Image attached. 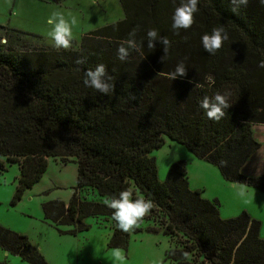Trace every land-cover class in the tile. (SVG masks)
I'll return each mask as SVG.
<instances>
[{
    "label": "trees",
    "instance_id": "obj_1",
    "mask_svg": "<svg viewBox=\"0 0 264 264\" xmlns=\"http://www.w3.org/2000/svg\"><path fill=\"white\" fill-rule=\"evenodd\" d=\"M118 1L123 20L86 34L78 49H21L16 45L19 36L31 34L0 26L7 37V44H0V160L19 168L12 204L41 179L49 159L74 162L72 199L43 204L45 218L54 225L73 224L82 231L88 228L82 223L85 217L105 216L112 223L110 245L126 248L129 232L119 230L103 200L131 187L133 199L139 189L153 201L144 218L173 245L168 259L177 264H264L258 221L246 213L222 220L216 202L189 189L184 163L173 164L161 183L150 157L167 137L216 166L225 180L264 193V174L241 173L261 147L252 128L264 126V68L258 67L264 60V5L248 0L233 13L230 0H199L195 23L176 35L171 24L179 0ZM137 25L143 55L130 50L122 62L117 58L119 43ZM220 25L229 40L210 55L201 37ZM150 28L170 41L164 63L162 43L147 47ZM81 58L86 62L77 65ZM182 60L185 77L171 81L157 76L174 71ZM100 63L114 77L115 87L107 95L83 84L84 72ZM208 75L214 77V86L206 82ZM199 83L203 87L196 88ZM217 91L231 92V107L219 121L210 120L199 106L204 96ZM0 249L26 264H47L25 236L2 226Z\"/></svg>",
    "mask_w": 264,
    "mask_h": 264
},
{
    "label": "rangeland",
    "instance_id": "obj_2",
    "mask_svg": "<svg viewBox=\"0 0 264 264\" xmlns=\"http://www.w3.org/2000/svg\"><path fill=\"white\" fill-rule=\"evenodd\" d=\"M54 12L64 14L66 19L71 13L78 19L77 26L73 27L72 41L75 42L70 49H78L86 34L124 18L118 0H63L59 3L0 0V26L9 31L31 34L19 36L21 39L16 45L21 49L55 48L47 35L52 29L47 20ZM3 33L0 32V37ZM9 35L15 34L11 32ZM252 132L261 147L242 167L241 173L246 177L264 174V126H254ZM150 157L155 160L159 182L166 180L173 164L184 163L191 191L199 190L203 199L216 202L222 220L246 213L260 223V238L264 239V193L246 184L225 180L216 166L198 159L184 145L167 137H163V144L154 149ZM0 161L4 165V170H0V226L25 236L38 248L47 264H177L167 258V253L173 248L169 239L159 230L152 231L153 224L146 218L129 231L126 248L110 245L112 223L105 216L85 217L82 223L88 228L82 231H78L73 224L54 225L52 220L45 218L43 204L53 200L67 204L72 199L77 177L74 162L62 164L59 160L49 159L41 179L12 204L19 168L5 159ZM241 186L244 196L239 194ZM114 249L121 250L122 260L114 258ZM8 259L17 258L9 255Z\"/></svg>",
    "mask_w": 264,
    "mask_h": 264
},
{
    "label": "clouds",
    "instance_id": "obj_3",
    "mask_svg": "<svg viewBox=\"0 0 264 264\" xmlns=\"http://www.w3.org/2000/svg\"><path fill=\"white\" fill-rule=\"evenodd\" d=\"M175 3V0H174ZM232 5L231 11L238 13L241 6H247L248 0H230ZM260 3L264 5V0H260ZM199 0H179V5L175 7L172 15L171 28L174 34L179 35V30H188L195 23V14L198 13ZM47 23L52 26L51 31L47 33L48 37L54 42L56 49L68 50L72 47L73 40V27L77 26L78 19L76 16L69 13V19H66L64 14L60 12H54L48 18ZM139 31V25L133 28L128 37L120 41L117 48V58L120 61H127L130 50L135 51L139 55H143V40L137 41L136 36ZM229 40V33L224 25L214 27L211 33H205L201 37V43L205 52L210 55H215L216 52L223 46L225 41ZM159 41L163 44L165 55L161 57V62H165L168 58V52L170 48V41L167 37L161 36L157 29L150 28L147 31V47L149 49L155 48V43ZM0 44H7V37H0ZM187 58H185L186 60ZM84 58L77 59L75 63L77 65L85 63ZM259 68H264V60H261L258 64ZM79 71V69H77ZM187 75V68L185 62L180 61L174 71L171 72H159L157 76L167 78L171 81L178 77H185ZM114 77L108 74L106 65L103 63L97 64L94 69L89 68L84 72L83 84L86 87H90L102 95H107L115 87L112 83ZM209 86L215 85V79L211 75L205 77ZM193 83V81H189ZM203 87L202 84H196V88ZM231 92L225 91L223 94L217 91L214 96H204L200 101V108H202L207 117L210 120L219 121L225 115V109H229V98ZM136 198L133 199V188L129 187L119 193V196H105L103 203L105 206L112 210V219L116 222L119 230L123 232H129L138 226L146 215L150 213L154 207L152 200L147 199L144 195L140 194L139 189H136ZM241 196L245 195L243 186L239 193ZM113 255L116 260H122L123 255L120 249H114Z\"/></svg>",
    "mask_w": 264,
    "mask_h": 264
},
{
    "label": "crops",
    "instance_id": "obj_4",
    "mask_svg": "<svg viewBox=\"0 0 264 264\" xmlns=\"http://www.w3.org/2000/svg\"><path fill=\"white\" fill-rule=\"evenodd\" d=\"M4 253L5 252L0 249V264H26L21 259H19V257H17V256H14L17 259H8L9 254L8 253L4 254Z\"/></svg>",
    "mask_w": 264,
    "mask_h": 264
}]
</instances>
